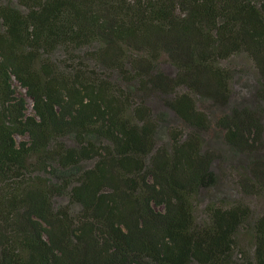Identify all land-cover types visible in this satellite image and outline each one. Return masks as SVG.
Here are the masks:
<instances>
[{
  "label": "trees",
  "instance_id": "16d2710c",
  "mask_svg": "<svg viewBox=\"0 0 264 264\" xmlns=\"http://www.w3.org/2000/svg\"><path fill=\"white\" fill-rule=\"evenodd\" d=\"M252 195L264 0H0V264H264Z\"/></svg>",
  "mask_w": 264,
  "mask_h": 264
},
{
  "label": "rangeland",
  "instance_id": "374dc122",
  "mask_svg": "<svg viewBox=\"0 0 264 264\" xmlns=\"http://www.w3.org/2000/svg\"><path fill=\"white\" fill-rule=\"evenodd\" d=\"M245 93L246 92L243 91L241 89V87L237 88L235 98L233 99V103H238L240 101L239 99L243 98L246 95ZM31 105H32V102L29 101L30 110H31ZM214 113L218 114L219 112L215 111ZM169 115L171 117L170 119L173 120L174 119V114L170 113ZM226 165H227V163H224L223 167H225ZM225 191H227L225 193H227L228 196L236 197V196H234L237 193L236 192V187L233 185V183L230 180H229V184H227V187L225 188ZM246 198L253 205V208L255 210L264 211V195L258 196V197L252 195V196L246 197Z\"/></svg>",
  "mask_w": 264,
  "mask_h": 264
}]
</instances>
